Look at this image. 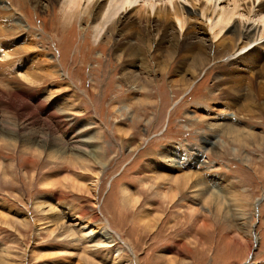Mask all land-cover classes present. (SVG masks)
I'll list each match as a JSON object with an SVG mask.
<instances>
[{"label":"rangeland","instance_id":"rangeland-1","mask_svg":"<svg viewBox=\"0 0 264 264\" xmlns=\"http://www.w3.org/2000/svg\"><path fill=\"white\" fill-rule=\"evenodd\" d=\"M11 3L21 27L9 41L29 48L19 61L32 71L29 102L50 99L91 144L82 151L45 111L29 128L37 137L19 141L12 131L28 111L14 118L0 104V264H264V93L252 102L214 86L222 75L247 85L246 71L194 77L197 50L151 45L147 15L94 42L90 20L66 24L59 2L33 12L29 0H0ZM184 169L202 187L171 205L160 194H175ZM107 223L109 242L99 236Z\"/></svg>","mask_w":264,"mask_h":264},{"label":"bare ground","instance_id":"bare-ground-1","mask_svg":"<svg viewBox=\"0 0 264 264\" xmlns=\"http://www.w3.org/2000/svg\"><path fill=\"white\" fill-rule=\"evenodd\" d=\"M29 1L33 4V12L41 10L43 7L46 9L47 4L50 6L52 2H59L63 14L62 19L66 24L75 22L77 16L80 18L83 17L84 20L88 18L94 32V36L92 35L94 42L98 41L105 30L111 31V36L114 34L118 35L120 29H123L131 22L129 15L137 13L147 15L149 19L153 18L151 22V32H155L152 42L149 41L151 45L154 44L155 47L158 45L163 48V46H161L162 43L167 42L171 45L175 42L174 45H176V49L179 46L181 49L187 48L197 50L191 52L189 56L194 63V69L192 71L194 77L199 73L207 71L211 67H215L216 70L219 69L221 72L224 68H229L227 69L228 71L226 70L229 75H232L233 72V74H235L246 71L249 77H251L247 85L239 82V79L235 80L233 84L226 85V82H221L223 79L222 75L219 76L214 86L217 87V89L220 87L222 88L221 91L224 89L231 94H250L247 96V99L252 102L255 101L252 97L256 93H264V0H45L49 1L46 2L47 4L45 6H42L43 0ZM23 2L24 0H13V3H16L17 5L15 6L19 9L24 4ZM4 19L9 20L10 24L4 25ZM14 22L21 23L17 17L16 8H13V4H10V8L0 6V104L4 105V108L2 107L3 113H7L14 118H18L20 112L28 111L26 121L16 127L12 131L13 133L11 132L13 137L15 136V139L22 142H26V140L28 141L35 136L37 137L36 134L38 133L36 129L33 130L29 128L39 122V113L45 111L47 115L43 122L48 124L50 120H53L58 127H65L64 129L71 135L70 139L74 140L72 142L77 144L79 148L86 150L87 146L91 144V140L84 138L82 135L83 131H81L82 129L75 128V122L72 118L65 115V113L58 110V108L50 109V104H48L50 99L43 96L40 101L37 99L33 103L29 102L31 95H28V92H26L27 86L25 85L32 84V82L29 81V74L32 71L27 67V64L22 65V61L19 62L25 58L23 53L26 51L28 52L29 48L17 49L14 44L12 45L11 40L9 41V39H13L14 35L12 34L16 33L14 31L21 27ZM58 24L59 23H57V25ZM168 36H170L169 39ZM166 45H164L165 56H168L170 53H176L173 47V52L168 51L169 49H166ZM63 54L64 53L61 51V58ZM218 64L221 66L219 65L220 67H217L216 65ZM42 66L43 65H41V67ZM48 69L49 68L45 70L47 75L54 71ZM42 72L44 73V70ZM225 75L228 76V74ZM34 76L36 77V75ZM9 77L14 79V82H11ZM193 84L194 83H191V85H189L188 90ZM222 85H225V87H222ZM49 110L52 111L49 112ZM228 116L230 117V114H228ZM228 130V133L233 135L236 134V129L229 128ZM7 136H9V134ZM48 143L55 145V141L51 138L47 140L45 145ZM55 147H57V145H55ZM65 151V147L58 148L57 157H62ZM25 154L21 153V156H25ZM74 166H76L75 163ZM181 176L182 177L179 178L177 176L176 179L172 180L176 188L174 195L171 193L166 195L160 194L161 197L172 200L170 203L171 205L174 201L173 198H175L177 194H180L181 189L194 190L196 188L195 190L197 191L202 187V181L198 174H192L185 170ZM72 188L80 190L79 187L76 188L72 186ZM123 199L130 202L126 193ZM34 209L35 208H33V211ZM142 216L140 215V220H142ZM99 227L101 230H105V232L103 231L99 236L108 241L110 238L108 234L109 224H100ZM255 241L257 242V237L254 236V242ZM246 247L247 256L251 247L249 237L246 242ZM117 258H119V256ZM245 264H252V261Z\"/></svg>","mask_w":264,"mask_h":264}]
</instances>
